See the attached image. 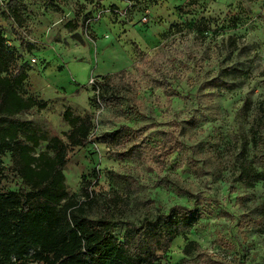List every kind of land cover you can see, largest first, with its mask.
Returning a JSON list of instances; mask_svg holds the SVG:
<instances>
[{
    "label": "rangeland",
    "instance_id": "1",
    "mask_svg": "<svg viewBox=\"0 0 264 264\" xmlns=\"http://www.w3.org/2000/svg\"><path fill=\"white\" fill-rule=\"evenodd\" d=\"M21 3L27 19L24 29L18 30L2 14L3 0H0V27L32 69L26 92L48 102L49 108H35L18 120L28 122L40 134L64 139L70 131L61 118L66 107L89 112L101 122L104 112L97 103L92 80L112 74L118 63V72L125 69L133 74L138 86L135 103L146 118L127 120L111 116L106 125L110 129L120 124L139 127L144 136L150 137H156L160 130H171L186 143L183 151L171 157L173 165L167 168L155 165L150 152L142 161L134 162L125 159L123 151L102 138L100 133L109 129L98 124L91 144L76 150L64 169L68 192L79 201H85L83 179L97 182L93 189L100 206L85 208L87 216L100 217L105 200L123 192L124 185L112 173L131 174L140 179L139 196L131 201L125 217V222L138 225L154 218L158 208L165 213L176 205L192 208L193 203L176 192L175 186H179L215 198L219 206L193 227L181 223L178 229L182 235L172 243L167 255L158 251L161 264L181 263L184 238L199 242L202 250L216 260L264 264V235L254 230L240 233L237 226L243 214L264 216V181L253 188L241 186L236 166L250 128L252 111L248 106L264 101V0H144L138 5L127 0H21ZM114 8L117 13L112 12ZM96 15H101L100 20L92 22L87 30L66 27L70 21L81 25L85 17ZM18 31L26 34L34 45L33 51L21 46ZM185 47L196 55L198 65L189 71L192 62H187V74H182L176 83L181 93L195 95L203 81L220 74L233 85L232 90L225 91L208 106V123L190 132L176 123L197 108L195 103H184L167 96L160 88H151L138 66L140 51L151 58L161 51L175 53ZM104 53H109L110 58L105 55L101 59ZM178 57L181 58L179 54ZM163 66L170 69L167 62ZM45 146L43 142L38 151L45 150ZM186 157L205 168L201 178L183 165ZM3 161L0 185L20 189L22 180L16 174L12 155L7 154ZM157 182L161 185L157 186ZM116 232L122 235L121 227ZM217 239L226 240L232 248L221 247Z\"/></svg>",
    "mask_w": 264,
    "mask_h": 264
},
{
    "label": "trees",
    "instance_id": "2",
    "mask_svg": "<svg viewBox=\"0 0 264 264\" xmlns=\"http://www.w3.org/2000/svg\"><path fill=\"white\" fill-rule=\"evenodd\" d=\"M127 1L138 5L144 0ZM3 6L2 14L13 21L18 30L24 29L27 19L22 13L21 0H3ZM112 12L118 10L114 8ZM119 14L123 15V11ZM96 16L85 17L81 25L70 21L66 27L87 30ZM18 39L23 48L33 51L34 45L24 32L18 31ZM138 54L141 75L151 88H160L167 96L184 103H195L197 108L176 123L187 132L207 124L208 106L233 88L225 75L220 74L203 81L195 95L181 93L176 83L182 74H187V62H192L189 71L198 65L196 55L188 47L175 53L161 51L151 58L141 51ZM165 62L170 64V69H163ZM31 70L24 55L12 46L0 27V172L4 167L3 158L11 154L16 174L22 180L18 190L0 185V264H161L158 251L167 255L172 243L182 235L178 229L181 223L193 227L210 216L219 206L215 198L175 186L179 195L193 203L192 208L176 205L167 213L158 208L154 218L145 219L140 225L125 222L130 203L138 198L142 185L134 175L112 173L111 176L124 185V190L106 199V204L102 205L104 212L93 219L87 216L85 208L100 206L93 189L97 182L83 179L85 201H79L68 192L64 169L76 150L91 144L98 124L109 129L100 135L113 148L123 151L125 159L142 161L150 152L151 161L162 168L173 165L171 157L185 149V141L171 130L163 129L156 137H150L144 136L139 127L120 124L110 129L111 126L106 125L111 116L127 120L146 118L135 103L138 86L127 70L95 80L97 103L104 112L101 122L89 112L66 107L61 114L63 122L70 127L66 138L40 134L28 122L18 120L35 108H49L48 102L36 99L25 90ZM248 110L252 115L247 140L236 165L237 182L245 188H253L264 181V101L248 106ZM43 142H46L45 150L38 151ZM182 163L197 178L205 174V168L191 157H186ZM237 224L240 233L254 230L264 235L262 215L243 214ZM120 227L122 235L116 232ZM184 240V257L180 264H232L214 259L202 250L199 242ZM216 242L221 247L232 248L226 240Z\"/></svg>",
    "mask_w": 264,
    "mask_h": 264
},
{
    "label": "crops",
    "instance_id": "3",
    "mask_svg": "<svg viewBox=\"0 0 264 264\" xmlns=\"http://www.w3.org/2000/svg\"><path fill=\"white\" fill-rule=\"evenodd\" d=\"M103 55H104V57H103ZM105 55H107L109 58H110V54L109 53H107V54H102V55H100V57H101V59H105ZM120 64H118V63H116L115 65H114V67L112 68V74H114V73H117L118 71L117 70H119L118 69V66H119ZM115 66H116V68H115ZM109 70V69H108ZM123 70H125V69H123ZM112 74H110V75H112ZM107 76V75H106ZM179 238H177L176 240H178ZM184 247V246H183ZM183 247H182V249H183ZM182 255H183V253H182ZM184 257V256H183Z\"/></svg>",
    "mask_w": 264,
    "mask_h": 264
},
{
    "label": "built area",
    "instance_id": "4",
    "mask_svg": "<svg viewBox=\"0 0 264 264\" xmlns=\"http://www.w3.org/2000/svg\"><path fill=\"white\" fill-rule=\"evenodd\" d=\"M123 14H124V13H123ZM100 17H101V15H97L96 18H95L94 20H95V21H99V20H100ZM143 21H144L145 23H148V19H147V18H144ZM34 61H35V60H34ZM92 82H94V85H95V80H94V79L92 80ZM96 131H98V130L96 129ZM96 131H94V133L92 134V137L94 136V134H95ZM92 137H91V138H92Z\"/></svg>",
    "mask_w": 264,
    "mask_h": 264
}]
</instances>
